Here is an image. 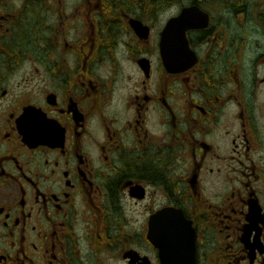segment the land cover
Here are the masks:
<instances>
[{
  "label": "flooded vegetation",
  "instance_id": "obj_1",
  "mask_svg": "<svg viewBox=\"0 0 264 264\" xmlns=\"http://www.w3.org/2000/svg\"><path fill=\"white\" fill-rule=\"evenodd\" d=\"M166 259L264 264V0H0V264Z\"/></svg>",
  "mask_w": 264,
  "mask_h": 264
},
{
  "label": "water",
  "instance_id": "obj_2",
  "mask_svg": "<svg viewBox=\"0 0 264 264\" xmlns=\"http://www.w3.org/2000/svg\"><path fill=\"white\" fill-rule=\"evenodd\" d=\"M184 14H182L178 19H176V23L171 20L166 26L165 30L161 36V55L164 62L168 65L173 59L179 56L180 51L184 48V39H183V31L185 29V25H180L181 23L185 24ZM179 28L180 30H177ZM177 30V31H176ZM178 34L176 38L175 35ZM172 233L175 235V238H182L185 234V230L172 229Z\"/></svg>",
  "mask_w": 264,
  "mask_h": 264
}]
</instances>
